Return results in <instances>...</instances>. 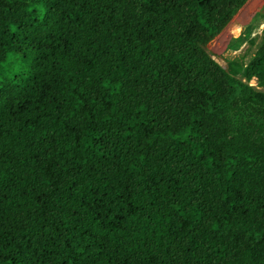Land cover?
I'll return each instance as SVG.
<instances>
[{
	"label": "trees",
	"instance_id": "trees-1",
	"mask_svg": "<svg viewBox=\"0 0 264 264\" xmlns=\"http://www.w3.org/2000/svg\"><path fill=\"white\" fill-rule=\"evenodd\" d=\"M246 1L0 0V264H264Z\"/></svg>",
	"mask_w": 264,
	"mask_h": 264
},
{
	"label": "rangeland",
	"instance_id": "rangeland-1",
	"mask_svg": "<svg viewBox=\"0 0 264 264\" xmlns=\"http://www.w3.org/2000/svg\"><path fill=\"white\" fill-rule=\"evenodd\" d=\"M263 2L264 0H247L235 13L230 22L207 43L206 49L208 54L222 68L227 69L229 63L242 66L252 56L261 40V31L264 26V12L262 13L263 15L254 19L253 15ZM250 20H253L251 24L252 43L249 40L235 50L226 49L229 39L242 35L244 24H247ZM249 83L253 85L254 81L250 80ZM260 90L263 89L260 88Z\"/></svg>",
	"mask_w": 264,
	"mask_h": 264
},
{
	"label": "water",
	"instance_id": "water-1",
	"mask_svg": "<svg viewBox=\"0 0 264 264\" xmlns=\"http://www.w3.org/2000/svg\"><path fill=\"white\" fill-rule=\"evenodd\" d=\"M245 25V24H244Z\"/></svg>",
	"mask_w": 264,
	"mask_h": 264
}]
</instances>
